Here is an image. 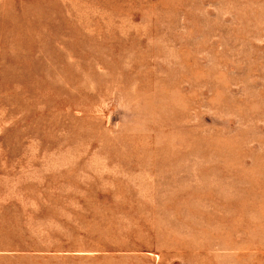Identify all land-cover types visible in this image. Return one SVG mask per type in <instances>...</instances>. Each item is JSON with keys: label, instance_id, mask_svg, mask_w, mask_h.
Listing matches in <instances>:
<instances>
[{"label": "rangeland", "instance_id": "1", "mask_svg": "<svg viewBox=\"0 0 264 264\" xmlns=\"http://www.w3.org/2000/svg\"><path fill=\"white\" fill-rule=\"evenodd\" d=\"M0 264H264V0H0Z\"/></svg>", "mask_w": 264, "mask_h": 264}]
</instances>
